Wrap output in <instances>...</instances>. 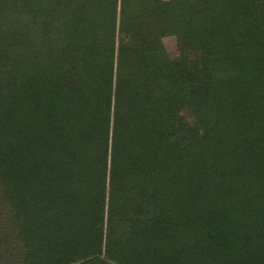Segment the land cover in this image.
<instances>
[{
	"label": "trees",
	"instance_id": "16d2710c",
	"mask_svg": "<svg viewBox=\"0 0 264 264\" xmlns=\"http://www.w3.org/2000/svg\"><path fill=\"white\" fill-rule=\"evenodd\" d=\"M135 1L0 0V264H264L257 0Z\"/></svg>",
	"mask_w": 264,
	"mask_h": 264
},
{
	"label": "rangeland",
	"instance_id": "374dc122",
	"mask_svg": "<svg viewBox=\"0 0 264 264\" xmlns=\"http://www.w3.org/2000/svg\"><path fill=\"white\" fill-rule=\"evenodd\" d=\"M156 2L157 5H159L162 1L164 2H170L171 0H154ZM184 3L182 4V7H180V4L178 3V6H174L173 5L171 7H169L168 11L166 10L165 13L169 12L168 14L172 15L175 20H176V25H175V32H167L165 35H163L162 37V42L165 46V49L169 55V57L172 60H176L179 61L181 60V58L187 56L189 59V63L191 64V58H196V56H200V54L202 53V51L200 50V47H197V45L193 44L191 42V35H187V32L185 31V29L183 27H185V18H189V15L192 13H196V14H202V15H211V9H205L202 11V5H205V3H203V0H183ZM226 4L229 1H235L234 3L236 5H238L239 8L238 9V13H241V10H246L247 8L249 9V4H247L246 2H244V0H223ZM262 0H257V2L260 4ZM133 2L136 4V1L133 0ZM160 2V3H159ZM256 2V5H254L253 7H251L252 12H254V15L256 16L255 18L257 19L256 22H259L261 24H264V13L259 14L258 12V4ZM238 3V4H237ZM177 4V2H176ZM234 7V6H223L224 12L223 15H225V12L228 11L229 8ZM121 8V7H120ZM170 10V11H169ZM120 11V10H119ZM201 11V12H200ZM144 12V11H143ZM164 14H159V17L154 16V28L159 25V19H161V16L164 17ZM228 13V12H227ZM198 14V15H199ZM214 16V13H213ZM263 20V21H262ZM185 22V23H184ZM174 26V24H173ZM172 26V27H173ZM264 26V25H263ZM119 34V32H118ZM186 35L189 38V42L186 39ZM253 37H256V35H252ZM253 39V38H251ZM250 39V41H251ZM264 40V39H263ZM249 41V44L251 43ZM227 51V50H226ZM231 53V51L229 52ZM117 57L118 54H116V59H115V67H118V61H117ZM194 65V64H193ZM115 72H116V68H115ZM195 81L193 84H198L200 83L201 79L199 77H194ZM199 81V82H198ZM174 118L176 120V122L178 124L183 123L186 125L191 126L193 129L195 130H199L198 127V123H197V117L195 116V114L191 111V109L188 106H181L178 107L176 109H174ZM15 244H11L10 246L14 247ZM16 254L11 256L10 260L6 259V262H4V264H20L19 260H16Z\"/></svg>",
	"mask_w": 264,
	"mask_h": 264
}]
</instances>
